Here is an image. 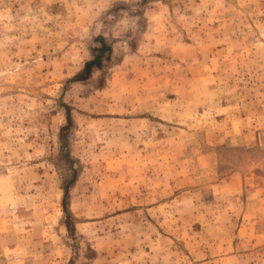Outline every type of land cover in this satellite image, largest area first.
I'll list each match as a JSON object with an SVG mask.
<instances>
[{"label":"rangeland","instance_id":"rangeland-1","mask_svg":"<svg viewBox=\"0 0 264 264\" xmlns=\"http://www.w3.org/2000/svg\"><path fill=\"white\" fill-rule=\"evenodd\" d=\"M0 264H264V0H0Z\"/></svg>","mask_w":264,"mask_h":264},{"label":"trees","instance_id":"trees-1","mask_svg":"<svg viewBox=\"0 0 264 264\" xmlns=\"http://www.w3.org/2000/svg\"><path fill=\"white\" fill-rule=\"evenodd\" d=\"M97 38H98V41L100 42V46L96 49V51L98 53H96L92 59L86 61L85 65H84V71L86 74H88L90 72L92 65L99 67L101 64L102 54L110 51V46L104 41V38L102 36H98ZM66 118H67V124L62 126L60 128V132H59V141L61 143V147H60L59 156H58L60 160L65 162V164L67 162L70 163V161H71L69 151L66 149V145H65V141H66V137H67V131L69 128V124L71 123V118H70L69 113L66 114ZM74 177H75V174L71 173L70 177H66L62 180L64 199L67 198V196H68L69 186H70L71 182L74 180ZM64 211L66 212L67 217H69L71 214L69 209L67 207H65ZM66 226H67V229L69 230V220L67 221Z\"/></svg>","mask_w":264,"mask_h":264}]
</instances>
